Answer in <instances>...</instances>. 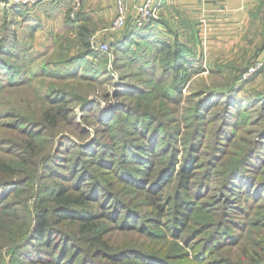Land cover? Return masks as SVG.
<instances>
[{"label": "trees", "instance_id": "obj_1", "mask_svg": "<svg viewBox=\"0 0 264 264\" xmlns=\"http://www.w3.org/2000/svg\"><path fill=\"white\" fill-rule=\"evenodd\" d=\"M79 20L68 16L64 24H77L76 34L82 48L78 59L96 57L99 53L90 41L93 29L86 22L79 24ZM163 25L167 34H156L152 25L127 30L118 40V47L123 49L130 40L145 41L153 50L144 58L142 71L156 74V62H159L164 72L178 76L181 71H187L185 66L190 67V55L195 53L180 42L178 30L169 23ZM172 35L175 38L169 40ZM193 37L199 45L197 37ZM8 41L6 34L0 42V71H6L13 84L26 73L15 64L5 62L3 56L8 53ZM149 66L151 68H147ZM242 75L221 95L226 98L225 113H222V124L202 179L199 166L201 140L206 136L204 115L217 96L214 93L205 94L197 102V123L188 138L180 167L178 148L169 147V141L161 146L159 141L165 137V133L160 134L165 126L159 120L161 113L142 110L134 111L138 115L134 118L137 121L135 133L139 132L145 141L130 143L123 148L121 158L111 156V151L105 149L109 145L106 143L98 145L99 155L93 144L71 146L72 150L79 149L78 156L66 172L58 165L65 157L64 147L69 136L63 135L56 142L55 152L38 140L44 132H54L60 125L59 117L68 113L64 95L60 93L51 98L38 124L21 128L28 138L19 144L14 153L16 158L0 156V264H245L233 260V255L246 264H264L260 254L244 248L243 221L236 218L238 210L245 211L242 204H237L239 196L243 195L248 203L250 199L258 203L264 201V130L256 142L260 147L248 148L241 159L230 163L225 172L222 171L221 179L214 178L216 183L219 181L215 187L210 176L212 167H216L217 160L226 151L222 139L229 141L234 136L226 125L229 106L240 91L238 83ZM152 79L147 90L137 86L133 96L148 97L151 89H155L154 84L163 81L161 75ZM3 85L0 81V93ZM180 90L181 87L174 85L164 94L177 102L181 99ZM258 99L264 107V91ZM246 110H241L240 115ZM13 115L0 111V120ZM174 131V134L170 132L172 139L178 133ZM165 150H168V160L158 168L157 156ZM90 163L95 165L91 166L93 170L88 166ZM95 167L110 168L114 177L103 178L102 173L108 172H99ZM211 191L216 194L212 195ZM198 217L202 220L198 221ZM261 221L264 226V216ZM112 230L137 232L151 242L114 245L112 239L106 237Z\"/></svg>", "mask_w": 264, "mask_h": 264}, {"label": "rangeland", "instance_id": "obj_2", "mask_svg": "<svg viewBox=\"0 0 264 264\" xmlns=\"http://www.w3.org/2000/svg\"><path fill=\"white\" fill-rule=\"evenodd\" d=\"M79 12L74 17L69 16L72 19L79 18ZM30 20L32 22L27 21V23L24 18L15 20L9 13V9L0 6V42L6 34L9 36L8 53L3 58L5 62L15 64L23 73H26L19 77L20 81L17 80L11 84L7 72L0 71V81L4 84L0 93V111L15 114L0 120V156L16 158L14 153L18 151L19 144L27 141L28 138L21 128L37 125L44 110L51 104L50 99L61 93L67 100L65 103H67L68 113L61 119L59 117L61 127L58 125L54 132L52 131L53 133L48 128L47 130L51 133L45 129L47 132L40 135L38 140H42L40 143L43 146L55 152L56 142L63 135L69 136L66 140L67 145L64 147L65 157L59 161L58 165L62 171L66 172L78 156L79 149L72 150L71 146L93 144L94 149L96 148L95 152L99 155L101 148L98 145L106 143L109 145L105 149L111 151V156L121 158L123 148L130 143L140 144L145 141L144 136H141L139 132L135 133L137 121L134 118L138 115L134 111L142 110L161 113L159 120L165 126L160 134L165 133V137L160 138L159 141L161 146H165L169 141V147L178 148L180 160L178 166L180 167L188 138L197 123L195 117L197 102L202 96L211 92L217 96L213 98V102L209 104L204 115L207 121L206 136L201 140L199 166L201 172L199 177L202 179L209 165L210 151L215 144L217 130L222 124V113H225L226 98L221 95L241 74L243 77L238 83L240 91L234 103L229 106L230 113L226 125L234 136L229 141L222 139L226 151L217 160L216 167L211 169L212 186L219 184V181L216 183L215 179H221L222 171L225 172L230 163L241 159L245 151L249 150L248 148H253L254 145L260 147V143L256 144V142L259 133L264 130V107L258 98L264 91V69L248 78H244V74L248 70L247 66L253 65L257 60H263L258 58V52L264 45V33L245 36L231 50L215 52L211 55L195 44L193 36L182 37L179 34L180 42L186 43L195 54L190 55V67L185 66L187 71H181L180 75L176 76L174 73L164 72L159 62H156V74L151 71L143 72L142 68L146 63L144 58L153 50V46L145 41L134 43L130 40L123 45V49H119L118 40L123 33L120 30H114L112 25L114 19L111 22L97 19L86 22L93 29L90 41L94 38L98 42L108 43L110 52L96 50L99 53L98 56H89L82 60L78 59L82 48L78 43L76 23V25L72 23L68 26L64 25L60 29V22L53 20L54 26H50L48 30L54 35L52 40H49L45 35V32L48 33L45 27H40L37 29L38 33L33 34L29 24H34L35 20ZM173 28L178 30L177 27L173 26ZM174 38V35L169 36V40ZM142 60L144 61L141 62ZM160 75L163 81L154 84L155 89L150 88L148 97L140 99L133 96L132 92L137 86L147 90L150 86L149 82L154 81L151 78ZM174 85L181 87L179 92L181 99L177 102L169 100L164 94L166 89L172 90ZM244 109L247 110L240 115L241 110ZM105 115L113 116L108 118ZM23 120L26 121L25 124ZM174 130L178 133L172 139L169 136L170 132L174 134ZM259 138L261 139L260 136ZM167 153L168 150H165L162 155L157 156L158 168L166 164L164 161L168 158ZM79 166L82 167V163ZM88 166L95 165L90 163ZM91 168L93 170V167ZM95 168H98L99 172H108L102 173L105 179L114 177L108 167ZM171 186L172 184L168 189H171ZM211 194L215 195L216 192L211 191ZM236 201L245 208V211L238 210L236 213V218L243 221L241 241L245 242L244 248L255 252L256 255L260 254L264 259V226L261 224V218L264 216V206H262L264 201L261 200L258 203L250 199L248 203L243 195ZM198 218V221L202 220L201 217ZM106 237H110L114 245L133 241L140 244L151 242L147 239L148 237L137 232L122 233L112 230ZM231 258L246 264V261L236 259L234 255Z\"/></svg>", "mask_w": 264, "mask_h": 264}, {"label": "crops", "instance_id": "obj_3", "mask_svg": "<svg viewBox=\"0 0 264 264\" xmlns=\"http://www.w3.org/2000/svg\"><path fill=\"white\" fill-rule=\"evenodd\" d=\"M123 1L128 6L127 23L120 29L124 34L127 30H135L136 8L146 0ZM154 1L159 5L161 12L160 19L155 22H158L157 25L155 23L152 25L156 34H167L166 26L163 24L169 23L171 27L178 28L182 37L196 36L199 47L210 55L231 50L245 36L264 33V0ZM117 2L118 0H82L78 23L94 19L111 22L116 16ZM0 6L9 9L15 20L24 18L26 23L31 21L30 19L35 20L37 23L29 24L30 28L36 30L33 34L38 33L37 29L40 27H45L49 33L45 32V35L49 40H52L54 35L48 30L50 26H54L53 20L60 22L59 28L62 29L70 12V3L66 0L57 4L47 1L39 7L24 10L9 0H0ZM258 58L264 60V47Z\"/></svg>", "mask_w": 264, "mask_h": 264}, {"label": "built area", "instance_id": "obj_4", "mask_svg": "<svg viewBox=\"0 0 264 264\" xmlns=\"http://www.w3.org/2000/svg\"><path fill=\"white\" fill-rule=\"evenodd\" d=\"M15 5L22 8H33L44 4L47 1H53L54 3H60L63 0H9ZM70 3V16L74 17L82 8V0H66ZM128 6L125 1L118 0L117 2V12L113 20L114 30H120L125 27L127 23ZM160 8L159 5L155 3L154 0H146L144 3L140 4L136 8V16L134 20V25L136 28L141 29L147 26L153 25L156 21L160 19ZM92 48L100 52L109 53L110 45L105 42H98L94 38L91 39ZM264 69V61L257 60L253 65H251L247 72L244 74V78L249 76H254L260 73Z\"/></svg>", "mask_w": 264, "mask_h": 264}]
</instances>
